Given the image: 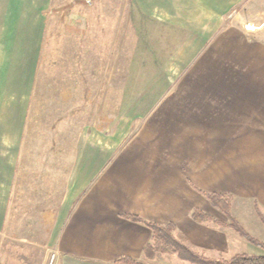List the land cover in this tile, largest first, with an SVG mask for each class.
Returning <instances> with one entry per match:
<instances>
[{
  "label": "rangeland",
  "instance_id": "obj_1",
  "mask_svg": "<svg viewBox=\"0 0 264 264\" xmlns=\"http://www.w3.org/2000/svg\"><path fill=\"white\" fill-rule=\"evenodd\" d=\"M141 4L47 0L44 61L27 130L30 153H23L26 165L21 170L20 163L17 171L9 206L15 216L0 232V264L15 263L10 249H44V264H55L51 249L59 245L49 239V225H39L37 217L48 206L55 209L62 198L63 189H58L69 157L52 171L47 165H53V157L44 145L55 133L54 118L65 116L87 87H104L107 79L111 107L124 102L123 87L126 115L134 119L117 147L129 156L111 158L101 184L78 202L103 200L107 207L138 215L143 224L175 223L173 233L209 257L264 255V249L226 224L193 218L199 208L228 223L229 217L203 192L229 194L231 214L264 243V222L257 211L264 216V0H239L217 30L210 34L195 27L191 45L184 47L185 36L173 32L170 37L168 26L155 28V17L140 14ZM100 68L106 73L95 78L92 72ZM78 122L70 125L75 133L82 120ZM97 233L108 237L106 228ZM147 252L143 249L134 259L142 264H195L174 252L155 251L152 257ZM44 258L42 250H35L36 262Z\"/></svg>",
  "mask_w": 264,
  "mask_h": 264
},
{
  "label": "crops",
  "instance_id": "obj_2",
  "mask_svg": "<svg viewBox=\"0 0 264 264\" xmlns=\"http://www.w3.org/2000/svg\"><path fill=\"white\" fill-rule=\"evenodd\" d=\"M140 1V14L155 17V28L156 25L168 26L172 31L170 37L173 32H181L185 36L181 41L183 47L191 45L190 40L194 37L190 33L192 29L204 27L208 33H212L220 27L223 16L239 2ZM46 9L47 0H0V232L10 227L15 216L11 215L10 207L17 171L20 163L21 170L26 165V156L21 160L23 153H30V149L27 151L29 147H26L27 130L39 65L44 61ZM203 35L209 37V34ZM101 72L106 73L100 68L92 75L96 78ZM105 81L104 87L103 83L97 88L95 85L87 87L80 101L70 104L65 116L60 113L54 118L55 133L44 145V149L53 157V165H47L52 171L69 157V166L63 169L64 183L63 180V185L59 182L61 188L58 191L63 189L64 192L62 198L55 209L48 206L37 217L39 225H49L48 237L59 245L57 249H51L55 264H125L119 260L138 257V253L141 254L154 239L153 232L146 224L125 217L128 213L124 214L123 210L107 207L103 200H77L85 192L91 196L92 190L111 167V158L122 156L120 154L129 156L126 151L117 150L119 140L129 134L134 123V119L126 115L129 106L125 103V89L122 87L121 90L124 102L117 101L111 107L110 80ZM79 111H83L81 117ZM79 120H82L81 126L75 133L70 125ZM70 131L74 134L67 140ZM111 135L117 137L118 143ZM46 173L44 170L41 175ZM46 194H50V188ZM93 212L99 218H94ZM99 228H106L107 238L98 235ZM35 250L38 254L42 250L45 257L44 249H10L15 260L11 264H40L33 259ZM148 256L152 257L151 254ZM44 263L45 258L41 264Z\"/></svg>",
  "mask_w": 264,
  "mask_h": 264
},
{
  "label": "trees",
  "instance_id": "obj_3",
  "mask_svg": "<svg viewBox=\"0 0 264 264\" xmlns=\"http://www.w3.org/2000/svg\"><path fill=\"white\" fill-rule=\"evenodd\" d=\"M203 193L210 200L212 205L219 208V210L229 217V222L224 223L223 221L215 220L211 215L199 208H196L193 212V218L195 221L205 222L212 220L218 222L219 224H226L229 228H232L248 242L264 249V243L252 236L246 230V228L231 214V201L229 194L219 192ZM257 211L259 217L264 222V216L259 211V209ZM124 216L134 221L141 220L140 217L135 214H125ZM146 224L153 232V236L155 238V243L149 244L146 247V251H148L147 253L149 255H153L155 251L164 253L174 252L177 253L181 259L195 264H264V255H250L244 252L236 253L229 259L209 257L203 253L193 250L184 241L179 239L173 233L176 227L175 223H169L165 226L150 222H147ZM119 262H123L125 264H142L131 257L120 259Z\"/></svg>",
  "mask_w": 264,
  "mask_h": 264
}]
</instances>
